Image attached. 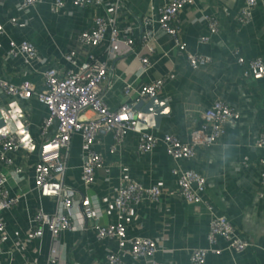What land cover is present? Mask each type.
Listing matches in <instances>:
<instances>
[{"label": "crops", "instance_id": "0c3cea01", "mask_svg": "<svg viewBox=\"0 0 264 264\" xmlns=\"http://www.w3.org/2000/svg\"><path fill=\"white\" fill-rule=\"evenodd\" d=\"M21 0H0V78L17 84L30 81L39 91L41 71L45 66L54 67L64 74L72 65L63 55L75 50V62L86 59V49L78 45L76 34L91 26L92 17L99 9L72 7L68 0L59 11L53 12L49 5L53 0H40L27 11L18 10ZM112 2L113 0H103ZM167 0H120L117 6V25L129 26L130 37L136 42L132 51L118 55L108 61L102 99L109 110H114L124 101L122 87L129 83L132 97L143 84L162 78L163 84L154 97L165 103L166 112L157 116L152 125L142 124L138 131L154 135L170 133L180 141L188 139V133L200 121V113L215 98L223 100L238 112V118L224 125L221 137L207 147H198L191 159L172 160L158 144L143 154L136 152L137 132L128 133L113 152L112 135L98 137L92 148L101 155L102 166L95 171L94 183L84 189L79 178L81 163V139L73 135L65 153L64 185L78 194L94 195L102 210L100 223H123L126 235L146 236L157 244L153 258L161 264H190L189 251L192 247L207 246L206 233L210 213L204 203L194 206L184 202L176 192V177L171 169H192L205 178L202 198L212 210L227 218L235 232L249 239L252 247L241 252L225 249V243L217 239L215 247L219 254L208 253L204 264H264V194L257 196L258 175L261 167L258 159L264 150L253 147V140L264 130V76L253 79L242 76L246 64L238 65L235 54L245 61L259 57L264 64V0H256L252 19L240 24L237 14L242 0H193L177 14L179 39L186 51L178 50L170 37L157 27L158 7ZM202 15L212 16L217 22V32L210 35L206 43L197 37L207 34V25ZM141 17L151 19L154 33V52L140 49L137 39L142 30ZM14 18L15 22L10 23ZM21 40L31 43L38 54L46 59L45 65H24L20 56L7 54L8 42ZM105 45L91 49V53L105 58ZM186 52L200 53L210 61L191 68L186 61ZM138 56H146L149 66L137 72ZM16 103L22 112V122L28 128L32 150L19 147L13 153V161L22 168L21 178L16 182L7 177L5 188L18 201L0 215L8 239L0 246V264H48L50 237L45 228L39 238L23 244L35 208L45 213L54 210V202L48 197H39L32 185V166L38 158V148L44 138L53 135L55 126L45 134L40 132V123L46 115L45 107L33 96L26 100L11 97L0 90V113ZM159 109V108H158ZM88 113L87 115H89ZM146 115H153L148 112ZM5 127L0 128V131ZM4 137V136H3ZM2 137H0L1 139ZM7 176V170L0 164ZM133 179L143 186L154 185L161 189L156 201L142 196L134 206L133 215L117 211L112 204L119 185ZM88 225L92 221L86 222ZM59 259L55 264H105L108 251L116 250L114 239L98 240L89 229L62 231L58 238ZM17 242L14 249L13 243ZM13 248V249H12ZM124 264H144V259L132 260L121 254Z\"/></svg>", "mask_w": 264, "mask_h": 264}, {"label": "built area", "instance_id": "2783aa9c", "mask_svg": "<svg viewBox=\"0 0 264 264\" xmlns=\"http://www.w3.org/2000/svg\"><path fill=\"white\" fill-rule=\"evenodd\" d=\"M72 7H93L99 9L92 17L91 26L76 34L78 45L86 49V59L75 62V50H69L63 55L64 60L72 65L64 74H59L52 66H45L41 71V85L39 91L34 90L30 81H21L17 84L0 78V90L11 97L26 100L33 96L44 105L46 115L40 123V132L45 134L47 129L54 125L53 135L46 137L38 148L37 161L32 166V185L39 197L51 198L54 210L45 213L35 208L30 218V226L26 231L23 244L30 243L40 237L45 228L50 237L48 264H55L59 259V245L57 238L62 231H83L89 229L96 239H114L116 250L108 251L105 255V264H124L121 254H127L132 260L144 259V264H161L153 256L157 251V244L146 236H127L125 225L119 221L115 223L99 222L102 210L95 196L88 193L78 194L74 189L63 184L62 177L65 171V153L70 139L78 135L81 139V163L79 165V178L84 189L87 190L94 183L95 171L102 166L101 155L92 145L98 141L100 135L110 133L113 144L109 151L113 152L115 145H120L124 137L130 132H137L136 152L139 154L151 151L160 144L164 153L172 160L191 159L195 156L198 147H207L215 143L224 132V125L228 121L238 118V112L223 100L215 98L210 105L200 113V121L188 133L185 142L175 135L163 133L154 135L149 132L138 131L136 128L137 110L133 105L138 101H146L156 97L159 93L163 79L156 78L143 84L132 97L133 88L129 83L122 87L124 101L116 109L109 110L102 99L103 84L106 79L108 61L118 55L132 51L136 42L130 37V27L119 28L117 25V6L120 0L105 2L103 0H68ZM193 0H167L157 9L156 23L158 29L168 35L173 45L180 51H186L185 44L179 39L176 16L183 6L189 5ZM40 0H21L17 8L27 11ZM256 0H242L237 20L244 25L252 19V11ZM65 5V0H53L49 9L59 11ZM207 25V34L199 35V43H206L210 35L217 32V22L212 16L202 15ZM10 23H14L11 18ZM142 30L139 33L137 44L147 53L154 52V33L151 29V19L141 17L139 21ZM3 25L0 22V34ZM99 45H105V58L99 59L90 51ZM7 54L20 56L24 65H45L46 59L38 54L35 47L28 41L21 40L8 42ZM186 61L189 67L197 68L210 61V57L200 53L186 52ZM238 65L246 64L242 76L260 79L264 76V64L259 57L247 61L235 54ZM149 62L146 56H138L137 72L146 71ZM90 113L89 115H87ZM19 138L14 133H8L0 139V164L7 170V176L0 170V214L12 207L17 201V195H10L5 188L7 177L16 182L21 178L22 168L13 161V153L19 148ZM253 147L264 150V130L258 133L253 140ZM261 167L258 175L257 196L264 194V157L258 159ZM171 174L176 177L177 195L186 203L194 206L204 203L210 213L206 233L207 246L192 247L189 251L190 264H204L208 253L219 254L221 250L215 247L217 239L225 243V249L241 252L253 243L240 237L234 230L230 221L223 215L212 210L204 202L202 194L205 191L204 176L192 169L174 167ZM161 195L157 186H143L133 179H128L124 185H119L112 198L113 207L126 215H133L134 206L142 196L156 201ZM90 220L91 224L86 222ZM8 239L4 222L0 215V246ZM14 249L17 242L13 243ZM12 248V249H13ZM21 264H28L22 262Z\"/></svg>", "mask_w": 264, "mask_h": 264}, {"label": "water", "instance_id": "95a60500", "mask_svg": "<svg viewBox=\"0 0 264 264\" xmlns=\"http://www.w3.org/2000/svg\"><path fill=\"white\" fill-rule=\"evenodd\" d=\"M133 109L138 111L136 116V128H142V124L146 123V120L147 124L152 125V121H156L158 115L165 114L166 112L165 103L155 98L146 101H138L133 105ZM148 112H153V115H146ZM2 127L5 128L2 129L3 131H0V137L8 133H14L19 138V147L27 151L32 150L28 128L22 122V112L16 103L9 105V110L0 113V128Z\"/></svg>", "mask_w": 264, "mask_h": 264}]
</instances>
